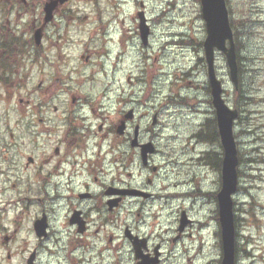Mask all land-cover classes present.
Instances as JSON below:
<instances>
[{"label":"flooded vegetation","instance_id":"obj_1","mask_svg":"<svg viewBox=\"0 0 264 264\" xmlns=\"http://www.w3.org/2000/svg\"><path fill=\"white\" fill-rule=\"evenodd\" d=\"M71 2L0 5V264H193L191 230L202 229L193 206L203 196L217 205L221 153L196 157L218 174L217 190L205 193L194 172L173 180L183 149L156 132L166 128L159 112L140 113L130 93L109 114L66 84L69 67L46 30L74 19ZM138 6L136 36L143 12L148 47ZM215 220L220 249L218 211Z\"/></svg>","mask_w":264,"mask_h":264},{"label":"rangeland","instance_id":"obj_2","mask_svg":"<svg viewBox=\"0 0 264 264\" xmlns=\"http://www.w3.org/2000/svg\"><path fill=\"white\" fill-rule=\"evenodd\" d=\"M139 1L152 31L148 47L141 45L132 19L140 9ZM6 4L7 0H0V5ZM227 6L239 41V90L230 82L222 54L216 53L215 68L225 101L241 112L234 124L239 158L235 264H264V0H227ZM68 7L74 19L46 30V43L60 48L62 71L69 67L66 84L92 103H100L109 114L124 94L133 93L141 101L140 113L159 112L166 128L157 127L156 132L172 137L173 150L183 149L174 166L175 174L181 175L172 179H187V173L194 172L205 193L217 190L218 174L196 161L201 152H222L219 145L194 139L214 118L203 63L206 33L199 0H72ZM19 22L20 28L24 21ZM129 75L132 86L126 81ZM149 123L142 124L148 127ZM188 159L195 164L187 163ZM210 199L203 196L193 206L195 219L202 223L201 230H191L189 256L197 253L193 264H218L221 258L217 205Z\"/></svg>","mask_w":264,"mask_h":264},{"label":"water","instance_id":"obj_3","mask_svg":"<svg viewBox=\"0 0 264 264\" xmlns=\"http://www.w3.org/2000/svg\"><path fill=\"white\" fill-rule=\"evenodd\" d=\"M57 1L65 2L66 0ZM200 5L206 32L203 50L207 65V77L220 143L223 149L222 183L221 189L217 194L222 244L221 264H235V228L231 196L236 191L238 179L237 166L239 161L233 134V124L238 117V111L230 108L223 98L224 89L215 73V51L225 56L229 77L234 87H237L238 83V68L225 0H200ZM50 8L51 5H48L47 12H49ZM138 15L140 19V37L145 44L149 29L145 24L142 13ZM38 38L39 34L36 33V39Z\"/></svg>","mask_w":264,"mask_h":264},{"label":"trees","instance_id":"obj_4","mask_svg":"<svg viewBox=\"0 0 264 264\" xmlns=\"http://www.w3.org/2000/svg\"><path fill=\"white\" fill-rule=\"evenodd\" d=\"M230 24H231V27H232L231 19H230ZM238 49H239V42L237 43V56H238L239 75H241L242 66L240 65V61H239L240 58H239V55H238ZM203 63H204V61H203ZM237 109H238V107H237ZM208 127H210V134L208 133V135L205 134V135L202 136V133H199L198 137L201 136L200 138H202V140L205 141V142L218 143V135H217V132H216V129H215L214 122H212L210 125H208Z\"/></svg>","mask_w":264,"mask_h":264},{"label":"bare ground","instance_id":"obj_5","mask_svg":"<svg viewBox=\"0 0 264 264\" xmlns=\"http://www.w3.org/2000/svg\"><path fill=\"white\" fill-rule=\"evenodd\" d=\"M252 3H253V2H252ZM209 261L213 262V261H214V258H212V259L210 258V260H209Z\"/></svg>","mask_w":264,"mask_h":264}]
</instances>
